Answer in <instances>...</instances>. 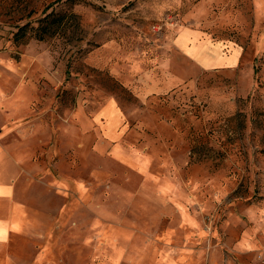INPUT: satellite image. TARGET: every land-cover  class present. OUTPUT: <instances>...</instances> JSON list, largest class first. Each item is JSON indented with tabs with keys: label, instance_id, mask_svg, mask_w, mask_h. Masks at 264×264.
Here are the masks:
<instances>
[{
	"label": "rangeland",
	"instance_id": "1",
	"mask_svg": "<svg viewBox=\"0 0 264 264\" xmlns=\"http://www.w3.org/2000/svg\"><path fill=\"white\" fill-rule=\"evenodd\" d=\"M180 28L236 62L178 57ZM8 167L0 264H259L264 0H0Z\"/></svg>",
	"mask_w": 264,
	"mask_h": 264
},
{
	"label": "crops",
	"instance_id": "2",
	"mask_svg": "<svg viewBox=\"0 0 264 264\" xmlns=\"http://www.w3.org/2000/svg\"><path fill=\"white\" fill-rule=\"evenodd\" d=\"M173 39L178 57H187V61H190V58L186 54L189 50L192 51L195 56V62L193 61L192 63L200 69H216L220 66L232 65L236 62V55H230L231 52L234 53L233 48L228 55H223L221 46L218 43H212L198 30L191 28L177 29L173 33ZM231 57H235V59ZM105 111L107 112V116L105 115ZM102 114L105 118L104 128L106 126L113 129L118 123L119 117L113 101L108 102ZM7 178H11L10 181H7ZM13 180H15L14 168L8 167L3 171L0 170V213L8 210L10 204L17 199L16 183H13ZM7 216L0 215V245L9 239L10 234L13 233L11 229L20 226L21 223L20 212L18 213V217L13 220H9Z\"/></svg>",
	"mask_w": 264,
	"mask_h": 264
},
{
	"label": "trees",
	"instance_id": "3",
	"mask_svg": "<svg viewBox=\"0 0 264 264\" xmlns=\"http://www.w3.org/2000/svg\"><path fill=\"white\" fill-rule=\"evenodd\" d=\"M53 33L48 27H42V29L36 33V39L43 40L46 35L51 36Z\"/></svg>",
	"mask_w": 264,
	"mask_h": 264
},
{
	"label": "built area",
	"instance_id": "4",
	"mask_svg": "<svg viewBox=\"0 0 264 264\" xmlns=\"http://www.w3.org/2000/svg\"><path fill=\"white\" fill-rule=\"evenodd\" d=\"M257 261L259 264H264V252L258 255Z\"/></svg>",
	"mask_w": 264,
	"mask_h": 264
}]
</instances>
